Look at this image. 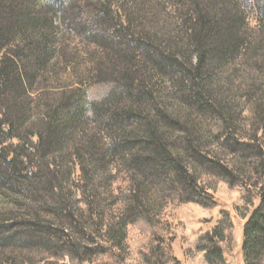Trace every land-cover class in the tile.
<instances>
[{
  "label": "trees",
  "instance_id": "1",
  "mask_svg": "<svg viewBox=\"0 0 264 264\" xmlns=\"http://www.w3.org/2000/svg\"><path fill=\"white\" fill-rule=\"evenodd\" d=\"M157 2L0 0V264H123L135 225L145 264H167L150 186L215 205L202 171L245 190L244 261L264 264V18L249 28L239 0ZM66 33L94 47L84 69L58 60ZM88 81L113 88L84 105ZM225 223L205 236L212 264Z\"/></svg>",
  "mask_w": 264,
  "mask_h": 264
},
{
  "label": "rangeland",
  "instance_id": "2",
  "mask_svg": "<svg viewBox=\"0 0 264 264\" xmlns=\"http://www.w3.org/2000/svg\"><path fill=\"white\" fill-rule=\"evenodd\" d=\"M136 1H150L147 8H151L161 0ZM239 3L249 28L254 29L260 26L261 19L264 18V0H239ZM60 38L56 54L58 60L64 64V67H68L69 71L84 69L85 64L89 61L87 50L94 47L82 43V39L72 33L62 34ZM96 54L98 51L96 53L92 51V55ZM222 73L233 74L232 66H228L224 72H220V74ZM82 87L80 102L87 105L107 97L113 84L107 82L90 84L88 81ZM230 90V98H235L233 101L239 104V100L235 96L236 92L233 89ZM239 111L240 109L237 110V112ZM201 176L203 180L205 177L211 186L210 192L214 196L215 205L204 206L195 202L171 201L168 187L155 184L150 186L148 197L153 208L152 214L162 219L165 233L172 246L173 259L167 264H212L204 250L207 241L205 236L212 228L228 225L225 223L226 214L231 217L230 227L232 228L233 241L226 245V253L220 264H246L242 253L243 228L253 206L246 200L245 190L241 186H231L226 181L210 177L203 171ZM170 183L167 182V186L171 187ZM142 229L140 225L129 227L128 243L131 251L123 264H145L141 254L142 246L139 247L144 238ZM262 260L264 262V258Z\"/></svg>",
  "mask_w": 264,
  "mask_h": 264
}]
</instances>
